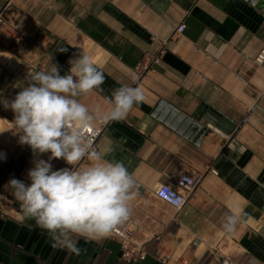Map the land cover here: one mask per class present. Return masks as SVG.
Returning a JSON list of instances; mask_svg holds the SVG:
<instances>
[{"label":"crops","instance_id":"0c3cea01","mask_svg":"<svg viewBox=\"0 0 264 264\" xmlns=\"http://www.w3.org/2000/svg\"><path fill=\"white\" fill-rule=\"evenodd\" d=\"M263 47L264 2L0 0V97L14 99L29 70L53 63L67 74L82 54L105 76L103 91L81 99L90 109L109 110L105 98L122 84L139 87L144 101L107 122L94 147L111 148L107 158L123 162L140 185L127 221L136 241L149 253L162 246L169 264H264V66L254 60ZM13 119L0 104V264H165L151 256L128 262L109 236L79 238L77 256L54 248L35 220L21 222L8 182L30 184L33 160L50 153L21 145ZM193 123L205 128L202 139ZM183 173L199 184L178 210L156 191ZM233 208L241 222L226 235Z\"/></svg>","mask_w":264,"mask_h":264},{"label":"clouds","instance_id":"9594fccd","mask_svg":"<svg viewBox=\"0 0 264 264\" xmlns=\"http://www.w3.org/2000/svg\"><path fill=\"white\" fill-rule=\"evenodd\" d=\"M69 64L65 75L53 63L45 71L29 70L26 85H19L21 90L12 100L0 97V104L13 112L14 133L21 145L29 146L36 156L50 153L47 160H33L27 173L30 184L14 178L8 182L20 202V221L35 220L54 248L79 256L83 251L77 246L79 238L99 241L129 220L131 201L140 187L123 162L107 158L111 148H94L89 133L98 121L124 119L145 97L139 87L122 84L105 98L109 110L90 109L81 99L103 91L105 76L87 55ZM54 159L71 167L53 170ZM85 160L90 163L80 167ZM174 203L179 206L182 201ZM240 222L241 213L231 209L222 225L224 233H234Z\"/></svg>","mask_w":264,"mask_h":264},{"label":"built area","instance_id":"2783aa9c","mask_svg":"<svg viewBox=\"0 0 264 264\" xmlns=\"http://www.w3.org/2000/svg\"><path fill=\"white\" fill-rule=\"evenodd\" d=\"M184 30L183 26H180L175 30V33H182ZM255 63L259 66H264V47L255 57ZM158 57L153 58L152 63L148 67H152L155 64H158ZM106 123L99 122L94 125V130L89 133L93 137V146L95 147L97 141L102 136ZM0 159H2L0 155ZM210 171L217 175V171L213 168H210ZM199 184V178L190 173H183L179 175L173 186L163 185L160 186L156 194L167 204L172 206L175 209H182L187 202V195L194 191V189ZM181 200L182 203L177 206L174 201ZM116 239L121 247L123 258L128 262H141L145 260L148 256L153 257L155 260L169 264L172 261L171 253L167 252L162 246H159L155 249L154 252L149 253L143 246L135 239V231L126 221L123 225L117 227L115 231L109 235ZM184 261L182 264H186Z\"/></svg>","mask_w":264,"mask_h":264},{"label":"water","instance_id":"95a60500","mask_svg":"<svg viewBox=\"0 0 264 264\" xmlns=\"http://www.w3.org/2000/svg\"><path fill=\"white\" fill-rule=\"evenodd\" d=\"M252 3L254 4H258L260 2H264V0H250ZM186 122H191V120L189 118H186ZM192 128L194 129L195 131V135L196 134H200L199 136V139H202V137L204 136V134L206 133V130L205 128H202L201 126H199L198 124L196 123H193V126Z\"/></svg>","mask_w":264,"mask_h":264},{"label":"bare ground","instance_id":"6f19581e","mask_svg":"<svg viewBox=\"0 0 264 264\" xmlns=\"http://www.w3.org/2000/svg\"><path fill=\"white\" fill-rule=\"evenodd\" d=\"M5 158H6V157H5V155H3V153H2V159H4V160H5Z\"/></svg>","mask_w":264,"mask_h":264}]
</instances>
